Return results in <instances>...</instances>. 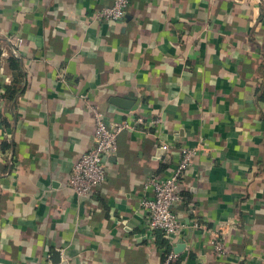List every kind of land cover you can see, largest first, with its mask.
<instances>
[{"label": "crops", "instance_id": "crops-1", "mask_svg": "<svg viewBox=\"0 0 264 264\" xmlns=\"http://www.w3.org/2000/svg\"><path fill=\"white\" fill-rule=\"evenodd\" d=\"M109 3L0 0V143L13 144L0 150V264H55L54 251L57 264H161L180 244L181 264H264V100L251 96L264 0H129L123 21L95 18ZM13 36L27 82L16 111L4 98ZM80 95L133 126L84 197L65 184L92 144ZM128 95L130 110L109 103ZM182 148L195 156L174 208L185 229L170 244L143 227L140 202Z\"/></svg>", "mask_w": 264, "mask_h": 264}, {"label": "built area", "instance_id": "built-area-1", "mask_svg": "<svg viewBox=\"0 0 264 264\" xmlns=\"http://www.w3.org/2000/svg\"><path fill=\"white\" fill-rule=\"evenodd\" d=\"M129 0H110V3L95 13V18L116 23L123 21ZM8 44L11 56L18 58L22 46V39L17 36L9 37ZM83 102V109L93 118V137L91 146L81 154L73 164L66 179V187L79 197L89 196L95 189L100 187L105 179V158L116 152L117 137L126 130H132L133 126L128 120L107 122L106 114L99 106L92 103L87 95H80ZM139 123L141 119H137ZM152 124H159L160 120L151 121ZM164 150L170 147L162 143ZM195 150L182 148L180 158L167 177H152L144 182L145 189L151 190V196H144L140 202L145 218L143 227L150 233L160 232L162 236L170 241L180 236L185 225L179 220L174 208L182 200L180 194V182L186 171L193 163ZM217 256H225L228 253L227 247L220 236H213L211 241ZM178 258V254L170 250L163 258L161 264H171Z\"/></svg>", "mask_w": 264, "mask_h": 264}, {"label": "trees", "instance_id": "trees-1", "mask_svg": "<svg viewBox=\"0 0 264 264\" xmlns=\"http://www.w3.org/2000/svg\"><path fill=\"white\" fill-rule=\"evenodd\" d=\"M9 68L11 70L13 81L11 85L6 88L4 98L14 103V110L17 109V103L20 96L26 89V74L24 72L22 63L20 59L15 58L13 56H9L7 59ZM256 87L253 88L252 95L255 101H263L264 100V54L259 65L256 68ZM1 118V124L4 127H8L9 124L6 122L5 118ZM13 144L10 142L3 141L0 143V150L3 153L11 152ZM164 168V167H163ZM162 168V170H163ZM163 242H166V239L163 238ZM171 264H181L179 259L171 262Z\"/></svg>", "mask_w": 264, "mask_h": 264}, {"label": "water", "instance_id": "water-1", "mask_svg": "<svg viewBox=\"0 0 264 264\" xmlns=\"http://www.w3.org/2000/svg\"><path fill=\"white\" fill-rule=\"evenodd\" d=\"M109 103L112 104L113 106L122 109V110H130L133 106L134 103V99L131 95L122 97V98H111L109 100ZM183 249V244L178 245L175 249L174 252L175 253H179L181 252ZM52 256L54 257L55 260H53L52 262L57 264L59 263V252L58 251H54L52 253Z\"/></svg>", "mask_w": 264, "mask_h": 264}]
</instances>
